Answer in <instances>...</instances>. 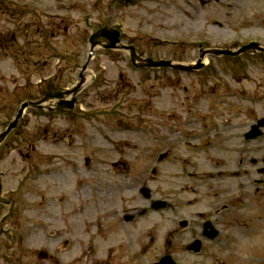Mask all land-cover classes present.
Returning a JSON list of instances; mask_svg holds the SVG:
<instances>
[{"label": "rangeland", "instance_id": "1", "mask_svg": "<svg viewBox=\"0 0 264 264\" xmlns=\"http://www.w3.org/2000/svg\"><path fill=\"white\" fill-rule=\"evenodd\" d=\"M195 1L200 10L190 7L192 0H0V132L23 101L41 98L47 85L76 83L89 33L108 20L119 22L124 43L156 59L196 61L200 44L229 49L256 40L264 46V0ZM240 56L208 54L198 71H147L135 69L125 51L95 49L88 65L94 81L74 110L28 108L0 147V264H101L107 257L110 264H150L159 258L170 237L164 219L172 227L173 220L210 210L204 194L212 192L163 171H240L242 133L259 121L264 131V53ZM247 145L258 150L250 157L264 156V136ZM260 164L249 161L248 171ZM144 188L150 200L140 194ZM166 197L179 208L148 214L154 240L147 237V250L139 251L141 238L118 227L108 235L119 211ZM242 200L248 207L236 215L244 230H231L226 245L204 240L199 253L186 250L189 233L180 235L168 248L172 259L264 264V192L249 191ZM251 225L254 233H246ZM121 241L130 256L117 255Z\"/></svg>", "mask_w": 264, "mask_h": 264}, {"label": "flooded vegetation", "instance_id": "2", "mask_svg": "<svg viewBox=\"0 0 264 264\" xmlns=\"http://www.w3.org/2000/svg\"><path fill=\"white\" fill-rule=\"evenodd\" d=\"M220 1L221 0H212L213 3H219ZM116 2L123 3L125 1L118 0ZM127 2H131V0H128ZM191 4L192 5H190V7L192 9L200 10L195 0H192ZM227 6L230 7L231 5L227 4ZM212 22L218 24V21L216 19H212ZM234 45L236 46L240 44L236 43ZM263 136L264 134H262V136L260 137ZM248 143V140H245L242 145L244 147H241L240 151H238L239 156L237 159V166L240 168V171H202L201 173L199 171L193 170L163 171L164 176H167L168 178L169 175H172V177L175 176L176 181L178 183H180L178 180H184L185 183H193L200 181L202 182V184H206L209 189H212V192L207 191L206 194H204L208 197L207 208H210V210L205 209L203 211H199L194 217L185 215L177 220H173L172 227L168 224V219L165 218L164 226L166 227V234L168 235L170 233V237L166 239L164 243L165 248L163 244V249L160 250L157 254L159 258L152 260L150 264H153L154 262L160 260L165 255L171 256V254L168 253V248L171 245L175 244L174 239H177L180 235L189 233L191 241L187 243L186 250L193 253H199L203 249L202 246L204 240H210L206 238V235L207 237L212 238L210 241L213 242L219 239V242L221 244L223 243L224 245H226V241L230 239V236L232 235V233H230L231 230H233V233H235L236 231L244 230V228L242 227L243 225H240V223L242 222L238 221L239 217L236 215L237 210L245 208L247 209L248 207L247 205H244V200H242L243 197H245V194L249 191H253L254 193L264 192V171L261 170L263 167V165H261L262 163L260 164L261 166L257 168L258 171H248L249 161H251L252 164H257L259 163V161L264 162V156L250 157V154H257L258 150L250 152L248 150ZM166 154L167 153L164 152L162 155H160L159 160L161 161L162 159L167 158ZM258 158L260 160H258ZM255 172H258V174L253 175V173ZM168 178L165 181L163 180V183H169L167 182L169 180ZM187 189L192 188L190 187ZM231 192L235 193L232 194ZM206 196L204 197L206 198ZM159 200L163 207L161 209L162 212L169 211L170 209L174 210L175 208H179V206L177 205L179 203H175L171 197L161 198ZM146 204L147 205L139 207L134 206V208L129 211H119L118 214L122 213L121 218H119L118 216V218L112 217V222H110L109 224L113 231L110 229L108 235L114 234V231H116V227H118L119 229L128 231L127 233L125 232V234H127L128 236L129 234H134L133 236L135 237L137 235L136 239L141 238V241L136 243L139 251H142V249L144 248L147 250L148 246L154 240V238H150L151 231L148 227L149 221L147 220L148 214L150 212H153L150 209L152 201H147ZM129 225H135L136 229L129 228ZM149 225L151 224L149 223ZM142 228L147 229L140 230ZM246 233H254V228L252 225L250 226V229L246 231ZM108 235L106 234V236ZM147 237L151 239L149 244L147 243V241L149 240L147 239ZM131 242L132 241L130 240L127 242L128 246ZM191 244H194L195 246H192ZM123 245H126L124 241L119 242V245H117V248L115 249L117 255L127 256V254H129L130 256L131 251L127 248L123 250ZM117 260H120V258H117ZM132 260L133 259H130V261ZM100 261L101 264H110V258L108 257L102 258L100 259ZM114 264L121 263L116 262ZM129 264H131V262Z\"/></svg>", "mask_w": 264, "mask_h": 264}, {"label": "water", "instance_id": "3", "mask_svg": "<svg viewBox=\"0 0 264 264\" xmlns=\"http://www.w3.org/2000/svg\"><path fill=\"white\" fill-rule=\"evenodd\" d=\"M89 53L88 58L82 65L80 69V73L78 75V81L75 85H73L69 89H61V90H54L44 94V96L39 100H26L17 109L13 119L7 123L4 129L0 132V146L10 133L12 129H14L19 121V119L24 114L27 108H42L46 111H72L74 109V104L78 95H80L84 89H86L93 81V75L88 70V63L90 60V55L92 51L96 47H102L106 49L110 48H122L127 51L130 61L133 65L143 67L146 69L151 68H159V67H171V68H178L182 70H191L201 68L203 63L201 62V58L206 54H228V55H237L244 51H254V50H261L264 51L263 47L258 46L257 43L251 42L240 47L236 51H231L228 49H202L200 51V57L196 64H179V63H172L170 60L160 59L156 60L153 58H141L136 54V51L132 45H125L120 43V33L116 30L113 26L105 25L99 28L96 31H93L89 38ZM88 73V75H86ZM262 124V121L258 122V125ZM253 127H256L254 125ZM160 206V205H158ZM159 264H174L170 257L166 256L162 258Z\"/></svg>", "mask_w": 264, "mask_h": 264}, {"label": "trees", "instance_id": "4", "mask_svg": "<svg viewBox=\"0 0 264 264\" xmlns=\"http://www.w3.org/2000/svg\"><path fill=\"white\" fill-rule=\"evenodd\" d=\"M54 88V86L53 85H47V89H53Z\"/></svg>", "mask_w": 264, "mask_h": 264}, {"label": "bare ground", "instance_id": "5", "mask_svg": "<svg viewBox=\"0 0 264 264\" xmlns=\"http://www.w3.org/2000/svg\"><path fill=\"white\" fill-rule=\"evenodd\" d=\"M203 62H205V63H206V58H205V59H203Z\"/></svg>", "mask_w": 264, "mask_h": 264}]
</instances>
